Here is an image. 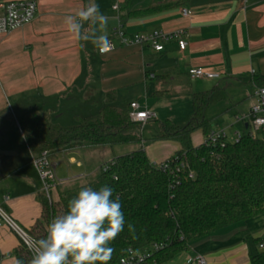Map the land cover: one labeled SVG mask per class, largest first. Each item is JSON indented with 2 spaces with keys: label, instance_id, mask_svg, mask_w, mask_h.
Masks as SVG:
<instances>
[{
  "label": "crops",
  "instance_id": "crops-1",
  "mask_svg": "<svg viewBox=\"0 0 264 264\" xmlns=\"http://www.w3.org/2000/svg\"><path fill=\"white\" fill-rule=\"evenodd\" d=\"M12 1L19 0H0V5ZM33 1L35 20L0 34V209L14 224L12 228L0 222V264H16L14 252L24 241L21 235L34 241L29 232L44 209L41 179L21 139L27 110L47 111L55 123L69 125L78 115L97 112L106 95L116 92L121 105L138 103L140 111L155 115L141 135L151 163L161 164L181 146L156 138L163 124L180 126L189 121L193 93L210 92L207 112L215 98L221 99L226 108L218 118H207L212 125L215 119L223 123L213 125L214 132L224 131L228 140H235L248 126L238 118L249 113L255 90L264 87V0H92L109 18L104 34L115 47L104 54L90 41L77 40L64 24L66 15L90 0ZM182 9L190 10L191 18L182 17ZM119 26L128 37L182 33L187 47L180 50L177 40L162 41V52L148 45H122L115 36ZM194 69L221 78L194 79L190 74ZM204 140L202 131L192 136L195 147ZM80 154L85 156L66 150L54 161L57 170L66 160L84 169ZM57 170L61 184L55 200L91 173L85 170L66 178ZM260 244H264V213L197 241L163 264H196L189 261L198 256L208 264H254L253 259L264 253Z\"/></svg>",
  "mask_w": 264,
  "mask_h": 264
},
{
  "label": "trees",
  "instance_id": "trees-1",
  "mask_svg": "<svg viewBox=\"0 0 264 264\" xmlns=\"http://www.w3.org/2000/svg\"><path fill=\"white\" fill-rule=\"evenodd\" d=\"M210 100V92L193 93L189 121L180 126L162 125L156 140L181 146L167 161L166 171L149 160L143 147V126L132 120L131 104L121 105L116 92L106 95V103L97 112L78 115L69 125L55 123L47 111L27 110L21 129L35 156L47 153L55 161L68 149L83 152L142 145L102 165L97 178L89 183L63 190L58 200L44 194L42 217L30 236L34 241L46 237L51 221L67 212L69 200L83 187L98 190L107 185L114 190L113 198L119 196L121 201L125 228L110 243L113 252L108 264H120L130 252H149L151 257L144 264H163L189 251L197 241L263 214L264 138L252 137L248 125L239 140L219 137L213 142L209 138L214 128L207 118ZM197 131L203 132L205 140L195 147L192 136ZM129 223L134 232L129 231ZM160 245L163 247L154 249ZM14 253L17 260L30 264L33 253L24 241ZM253 261L264 264V253Z\"/></svg>",
  "mask_w": 264,
  "mask_h": 264
},
{
  "label": "clouds",
  "instance_id": "clouds-1",
  "mask_svg": "<svg viewBox=\"0 0 264 264\" xmlns=\"http://www.w3.org/2000/svg\"><path fill=\"white\" fill-rule=\"evenodd\" d=\"M108 19L90 0L86 7L66 15L64 24L77 40L90 41L104 54L112 47L104 34ZM26 138L22 134L21 139ZM113 191L107 185L98 190L81 188L69 200L67 212L51 221L46 237L33 241L30 264H108L113 252L110 243L125 228L121 201L119 196L113 198ZM127 226L134 232V225ZM16 264L24 262L17 260Z\"/></svg>",
  "mask_w": 264,
  "mask_h": 264
},
{
  "label": "built area",
  "instance_id": "built-area-1",
  "mask_svg": "<svg viewBox=\"0 0 264 264\" xmlns=\"http://www.w3.org/2000/svg\"><path fill=\"white\" fill-rule=\"evenodd\" d=\"M240 1V0H235ZM118 9V5L114 7ZM37 15V3L33 0H19L12 1L6 4L0 5V34L8 35L15 30L21 29L29 24H31ZM181 15L184 18H191L192 12L188 9H182ZM115 36L119 38L122 45H148L152 47L156 52L164 51V46L162 41L177 40L180 50L184 51L187 47V41L182 39V33H175L173 35H164L163 33L154 34H136L133 37H128L124 32L123 28L119 26L116 30ZM114 45L112 44L111 50H114ZM109 52V51H108ZM192 78L194 79H206V80H216L220 79L221 75L216 73L205 72L203 69H194L190 72ZM264 87L257 88L253 94L254 102L249 113L238 118L240 121L248 123L250 126L251 136L264 138ZM138 103L131 104V118L134 122L140 123L145 126L150 120L154 118V114L147 111H140ZM21 133L22 129L20 128ZM219 137H226L224 131L214 132L209 139L213 142ZM241 134L236 136L235 140H239ZM32 163L37 169L42 187L43 193L48 197V199H53V193L56 191L57 187L61 182L57 179L56 170L57 164L52 161L47 153H43L41 156H35L32 154ZM157 168L162 171L169 169V164L167 162L161 164H154ZM193 176L191 173L190 177ZM0 222L6 223L10 227L14 228V224L11 219L0 209ZM24 242L28 245L32 252L33 241L28 239L26 236H22ZM163 246H156L154 249L162 248ZM260 249L264 250V244L260 245ZM33 253V252H32ZM151 257V253H135L130 252L129 256L121 259L120 264H144V262ZM189 263L196 264H208L207 261L198 256L191 259Z\"/></svg>",
  "mask_w": 264,
  "mask_h": 264
},
{
  "label": "rangeland",
  "instance_id": "rangeland-1",
  "mask_svg": "<svg viewBox=\"0 0 264 264\" xmlns=\"http://www.w3.org/2000/svg\"><path fill=\"white\" fill-rule=\"evenodd\" d=\"M229 93L230 91H228V94ZM220 100L221 99L218 98H215L213 100L212 107L207 112L208 118H218V116L220 115L217 114L222 110H224V108H226V105L221 104ZM229 116H233L232 112ZM216 120L217 119L213 121L214 126L216 125L221 126V124H223L221 121L218 120L216 121ZM232 131H228L230 135ZM141 134L143 135V131ZM260 136L262 137V134H260ZM141 146H142L141 144H137V145L118 146L115 148L105 147V148H93V149L85 150L82 152L85 156L81 154L79 155V158L86 162L84 169H80L76 165L74 166L69 165V162L66 160L63 161L64 163H59L57 173L63 174L65 176L71 173H76L81 175L82 173L83 174L85 173V170H89L91 173L89 174L88 178L81 179L68 188H75L81 185H85L89 183L91 180L97 178L98 174L100 173V168L102 165L111 162L115 158L132 153L140 149ZM53 197L55 199V192L53 193Z\"/></svg>",
  "mask_w": 264,
  "mask_h": 264
}]
</instances>
